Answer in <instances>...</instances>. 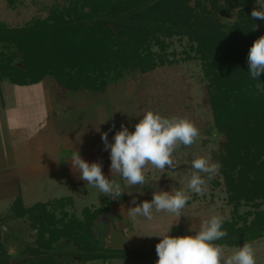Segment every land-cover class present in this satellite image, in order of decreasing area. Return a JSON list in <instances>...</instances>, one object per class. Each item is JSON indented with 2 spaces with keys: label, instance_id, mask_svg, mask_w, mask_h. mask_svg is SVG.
<instances>
[{
  "label": "rangeland",
  "instance_id": "374dc122",
  "mask_svg": "<svg viewBox=\"0 0 264 264\" xmlns=\"http://www.w3.org/2000/svg\"><path fill=\"white\" fill-rule=\"evenodd\" d=\"M55 1L16 0L10 5L9 0H0V30L24 31L30 38L31 25L45 19ZM260 1L262 0H256L257 3ZM218 19L223 24L234 23L237 20V9L220 14ZM259 21L261 25L258 28L264 31V20ZM191 44L188 36L182 38L176 36L167 40L168 48L161 54L162 59L156 57L158 66L154 70L143 72L135 68L116 71L104 67L102 70L106 71L101 81L106 82V87L100 91H93L90 88L76 92L67 91L51 78L28 88L17 87L6 79L0 81V112L5 106H10L11 119L16 120V123H10L8 129L5 123L0 124V134L4 128V133L6 130V134L9 133L10 137L8 147L12 149L16 146L17 150L25 149L31 151V154L34 152L37 155L36 163L39 162L35 166L39 171V179H35L33 184L32 181H29V184L28 182L22 184L23 186L14 192L13 189L9 192L10 187L5 190L7 194L3 192L0 195V216L3 217V220L0 219V240L3 243L2 248L11 260L10 264H19V260L22 259L28 262L39 259L43 264L41 262L43 258L37 255L36 250L28 252L27 244L33 242L38 232L34 221L28 214L13 220V217L20 214L19 211L25 209L24 207L30 208L37 203L53 202L58 199H72V204L64 207L67 217L74 216L83 220L84 210L94 208V212L103 211L109 205L106 201L114 198L79 178L80 173L73 169L72 161L66 162L74 151H79L81 158L88 163H101L104 175L120 184L121 195H128V202H118L110 206L111 212L108 216L102 213L106 245L112 249L130 247L139 252H152L156 251L160 236L169 228L168 234L171 236L179 231L182 235H195L202 221L215 214L224 216L225 222L229 223L248 213L264 214V203L257 207L231 201L220 169L219 173L208 181L203 195H197L186 187L194 171L192 161L197 156L208 157L211 162L220 165L222 142L225 139L215 125L209 103L207 91L209 81L205 74V61L195 53ZM152 51L156 54L160 52L155 46L152 47ZM15 52V47L10 46L3 39L0 40V54L3 53L6 58L11 59ZM248 53L249 48L245 51V54ZM247 55L246 58L238 61V65L231 64L233 70L237 71L233 77L237 84L241 81L248 85L245 80V74L250 75ZM20 56L21 54L13 58L11 65L21 69L25 63ZM160 59L164 64L159 65ZM249 88H252L250 89L252 94L259 97L260 104L264 102L260 98L264 92V73H261L259 80L251 79ZM148 110L159 112L166 117H187L199 128L200 136L192 146L181 145L176 150L174 159L178 166L175 170L165 169L164 173H161L149 164L145 169V183H150L153 189L150 191L142 189L143 191L139 192L120 175L111 173L110 149L105 150L101 133L108 132V140L113 143L115 133L121 129L122 124L129 131H134L135 124ZM234 122L238 123V119H234ZM13 136H17L18 140L13 141ZM65 163L70 171L65 170ZM175 190H184L191 197L185 208L181 210L180 217L167 212L158 213L155 209L152 220L138 217L133 221L129 217V209L145 199L151 201L154 192ZM17 191L22 194L24 207L13 203ZM133 198L136 204L131 203ZM259 203L260 201L257 202ZM50 207L58 218L62 216L61 208L56 209L53 204H50ZM250 244L256 250V264H264V237ZM227 248L229 251L237 249ZM156 261L114 260L85 264H156ZM60 262L84 264L79 257L75 260L61 258Z\"/></svg>",
  "mask_w": 264,
  "mask_h": 264
},
{
  "label": "trees",
  "instance_id": "16d2710c",
  "mask_svg": "<svg viewBox=\"0 0 264 264\" xmlns=\"http://www.w3.org/2000/svg\"><path fill=\"white\" fill-rule=\"evenodd\" d=\"M15 2L9 0L10 5ZM261 3L264 0L258 3L256 0H56L48 16L31 25L30 38L24 31L0 30V40L16 48L11 59L0 54V81L6 79L17 87H30L51 78L67 91L88 88L100 91L106 87V82L101 81L104 67L116 71L154 70L158 66L156 57L161 58L168 48L167 40L188 36L192 49L205 61L209 103L215 125L225 137L220 171L227 192L232 202L259 207L264 203V102L260 104L259 97L251 93L250 75L245 74L248 85L240 80L237 84L233 78L237 71L231 64L238 65V61L246 58L245 51L264 35L258 28L261 21L251 17L254 8L262 10ZM234 9H237L234 23L223 24L218 19L220 14ZM153 46L160 50L158 54L152 51ZM20 54L25 63L21 69L11 65L12 59ZM162 64L161 60L159 65ZM260 98L264 101V92ZM236 118L238 123L234 122ZM133 188L139 192L153 189L150 183ZM123 201H129L128 195L108 199L109 205L103 211L84 210V218L80 220L67 217L64 210L72 199L37 203L30 208L24 207L19 199L15 205L25 209L13 220L28 214L34 221L38 232L33 242L27 244L28 252L36 250L43 264H61V258L78 257L84 264L157 260L156 251L107 247L102 213L108 216L110 206ZM50 204L61 208L62 216L58 218L52 213ZM223 229L228 235L216 243L229 248L242 247L264 237V214L248 213L230 223L224 221ZM172 235L182 234L179 231ZM2 244L0 240V264H10ZM27 262L19 260V264ZM28 264L41 263L38 259Z\"/></svg>",
  "mask_w": 264,
  "mask_h": 264
},
{
  "label": "clouds",
  "instance_id": "9594fccd",
  "mask_svg": "<svg viewBox=\"0 0 264 264\" xmlns=\"http://www.w3.org/2000/svg\"><path fill=\"white\" fill-rule=\"evenodd\" d=\"M260 9L252 10V19L264 20V3H261ZM247 59L248 73L252 79L259 80L261 73H264V35L253 42ZM199 136V128L189 118L166 117L152 110L143 114L135 124L134 131H129L122 124L115 133L113 143L108 140V132L101 133L105 150L110 149L111 173L120 175L129 185L146 182L145 169L149 164L161 173L165 169L175 170L178 166L174 159L176 150L181 145L192 146ZM70 159L73 169L80 173L79 178L88 185L113 197L121 196L120 184L104 175L101 163H88L81 158L79 151H74ZM192 168L194 171L186 187L197 195H203L208 181L219 173L220 165L211 162L208 157L197 156L192 161ZM190 199L184 190L154 192L151 201L145 200L131 207L128 214L133 221L138 217L152 220L153 209L158 213L167 212L180 217L181 210ZM131 203L136 204L135 198ZM224 221V216L212 215L202 221L195 235L171 236L168 234L169 228L156 244V264H256V250L252 244L246 242L242 247L229 251L226 245L216 243L228 235L223 229Z\"/></svg>",
  "mask_w": 264,
  "mask_h": 264
},
{
  "label": "crops",
  "instance_id": "0c3cea01",
  "mask_svg": "<svg viewBox=\"0 0 264 264\" xmlns=\"http://www.w3.org/2000/svg\"><path fill=\"white\" fill-rule=\"evenodd\" d=\"M37 86V85H35ZM34 87V86H30ZM28 88V87H25ZM18 105H21V103L17 102ZM0 124L5 123L8 127H10V123H16L15 118L11 119L12 110H10V106H5L2 108V111L0 112ZM8 132V130H7ZM4 133V128L2 129V134H0V138L2 143L0 144V148L2 149V153L0 154V195L5 192L6 189H9V192L11 189L12 191H16L17 189L21 188L25 183L29 181H32V184L35 182V179H39V171L35 168L36 164V156L33 152L31 154V151L25 150V149H19L17 150L16 146H14L12 149L8 147V143L10 142L9 133L6 134V130ZM12 140H18L17 136H13ZM4 143L6 144L4 146ZM7 147V149L5 148ZM5 149V150H4ZM10 150V151H9ZM0 151V152H1ZM11 160H13L11 162ZM71 159H68L66 162H70ZM12 163V164H11ZM39 166V165H38ZM65 170L70 171L71 169H67V163L64 164ZM36 170H35V169ZM13 176V178H12ZM23 184V185H22ZM19 186V187H18ZM31 188V185L30 187ZM13 199V203L19 199H21L22 202V194L17 191ZM11 194V193H10ZM9 194V196H10ZM23 204V203H22Z\"/></svg>",
  "mask_w": 264,
  "mask_h": 264
}]
</instances>
